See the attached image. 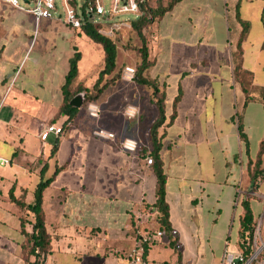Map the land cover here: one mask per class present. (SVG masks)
<instances>
[{
	"label": "crops",
	"instance_id": "obj_1",
	"mask_svg": "<svg viewBox=\"0 0 264 264\" xmlns=\"http://www.w3.org/2000/svg\"><path fill=\"white\" fill-rule=\"evenodd\" d=\"M236 12L249 24L242 68L252 74L253 85L264 87V0H181L145 32L151 62L146 75L164 96L160 159L177 245L170 247L163 235L148 242L143 264L240 260L241 201L250 189L248 161L257 158L264 140V105H244L233 77L232 53L241 30ZM90 42L60 16L41 19L36 26L31 14L0 0V103L5 97L0 104V160L8 161L0 164V264L33 260L23 248L26 238L20 228V216L31 223L32 214L21 212L10 193L31 203L42 172L43 180H50L42 195L50 236L44 264H130L128 255L139 239L159 230L152 207L156 177L146 164L148 156L122 147L128 140L149 146L148 139L137 136L136 126L146 120L140 98L133 103L139 115L125 125L122 110L111 114L101 107L112 90L96 100L98 119L89 121L81 114L83 107L71 120L60 111L62 86L76 50L81 58L75 85L92 86L84 81L82 70L88 66H82L80 44L89 47V63L102 68L103 53L92 61V52L100 47L92 49ZM145 93L152 106L151 90ZM46 124L62 126L63 133L41 141ZM97 126L114 137H96ZM248 194L259 241H264V177ZM29 223L26 232L31 231Z\"/></svg>",
	"mask_w": 264,
	"mask_h": 264
},
{
	"label": "trees",
	"instance_id": "obj_2",
	"mask_svg": "<svg viewBox=\"0 0 264 264\" xmlns=\"http://www.w3.org/2000/svg\"><path fill=\"white\" fill-rule=\"evenodd\" d=\"M91 0H82L78 6L79 16L82 18L80 32H82L92 43L98 45L103 53V66L97 74V78L91 87L87 88L82 85H75L78 77V62L81 58L80 52L76 49L75 53L69 60V69L62 86L63 105L60 111L69 116L70 120L78 109L69 105L70 99L81 91H85V100H95L103 92V90L112 82L120 78L119 74L114 73L116 67L117 48L112 38L102 35L99 30L102 27L100 24L92 22V19L85 13L84 9ZM152 1V0H150ZM181 0H165L164 2L149 3V0H135L138 7V14L134 16L129 24L131 29L136 33L140 47L137 49L139 55V63L134 70L133 81L151 90L152 100L156 94H159V88L155 80H151L146 75L151 62L148 59V39L145 31L149 26L160 19L166 12L170 11ZM77 4V0L74 1ZM236 19L238 20L241 30L238 39L234 46L232 53L233 63V77L235 83L240 88L244 95V105L250 101H259L264 105V87H258L252 83V74L242 68V42L245 40L249 30V24L240 19L238 12H236ZM264 50V40L261 45ZM109 77V78H108ZM159 100H154L157 116L148 129L149 146L144 151L149 158H151V168L156 177V201L152 207L157 210V222L159 230L163 236L169 238L170 247L176 249L177 234L171 228L169 223L168 205L165 200V186L166 175L163 171L162 161L160 159V150L162 148L163 134L159 133V128L162 127L165 120L164 111V96L160 92ZM238 132L240 139L244 141L246 150L248 148L247 139L242 130V124L238 123ZM264 152V140L260 143V150L257 158L248 161V171L250 173V189L248 193L254 192L257 184L264 177V161L262 154ZM43 173V172H42ZM40 175V182L36 185L33 191V201L31 203L21 202L13 197L10 193V200L18 207L21 212H29L32 214L33 220L29 223L23 216H20V228L22 235L26 238V244L23 247L28 256L32 257V262L27 264H44L47 253L50 248V236L45 228L44 214L42 211V195L44 189L49 185L50 180H43V174ZM244 196L241 201L242 214L239 218L238 241L237 248L240 253V260L236 264H245L254 253V235L256 229V222L254 221L252 210L250 208L249 194ZM30 224L31 231L26 232L25 224ZM151 233V232H147ZM140 247L142 249V261L146 254L148 242L139 239ZM261 257L252 260L250 264H258ZM264 264V263H263Z\"/></svg>",
	"mask_w": 264,
	"mask_h": 264
},
{
	"label": "rangeland",
	"instance_id": "obj_3",
	"mask_svg": "<svg viewBox=\"0 0 264 264\" xmlns=\"http://www.w3.org/2000/svg\"><path fill=\"white\" fill-rule=\"evenodd\" d=\"M109 1L110 0H104V4L105 7L108 9V5H109ZM154 2H161V1H165V0H152ZM152 1L149 0V3H153ZM19 3H21L20 0H18ZM82 3V0H77V5L79 6ZM55 4H56V14L60 17H64L63 14V10H62V6H61V1L60 0H55ZM134 16L129 15L128 16V21L130 22V20L133 18ZM146 32V31H145ZM113 42L116 45L117 48V57H116V67L114 70V73L119 74L120 78L115 80L114 82H112L111 84H109L104 90L103 92L106 90L107 91H111V93L108 96V98L110 99L105 105L102 104L101 107H103V110H109L111 112V114L115 113V112H120L122 110L123 113V121L122 123L124 124L125 121H129V122H134L135 118L137 117V115H139L140 113V109L138 107H134L133 103L135 102V100L137 99V97L140 98V107L143 108L144 110V118H146L144 123H138V125L136 126V128L138 129V133L137 136L140 137L143 141H146L148 139V143L149 144V137H148V129L147 128V124L148 122H150L153 117V121L156 119L157 116V112H156V107L154 104V100H159V98L161 97V94L159 92V94H156L155 97L153 98V104L151 106V104L149 103V101L147 100V95L145 93L146 90H150L147 89L144 86H140L138 84H136L132 79H128L127 75H126V68H132L133 70L136 69L138 63H139V55H138V51L137 49L140 47V42L139 39L136 35V33L131 29V27H124L120 30H118L115 35L112 37ZM91 43V47L92 49L95 47L96 44ZM97 47V45H96ZM99 47V46H98ZM98 50H94L92 52V61H95V57H97L99 55V53L102 52V50H100V48H97ZM80 50L85 54V64L82 66L86 67L88 66L86 72H84L82 70V74L85 77V84H87L88 86H90L92 83V81L97 78V70H99L101 67L100 65L95 66V63H89V58H90V52H89V47L86 44H80ZM97 51V52H96ZM89 53V55L87 56V54ZM88 59V60H87ZM102 66H103V62H102ZM147 74V72H146ZM95 76V79H93ZM109 78V77H108ZM93 81V82H94ZM145 90V91H144ZM81 92H85V91H81ZM102 92V93H103ZM102 93L99 95V97H101L102 99ZM98 97V98H99ZM149 97H151V94L149 95ZM85 98H86V93H85ZM84 98V102L82 105V111L81 114L82 115H86V117L88 118V120H92V119H98L99 115H100V109L98 107V104L100 102L95 100H85ZM152 98V97H151ZM5 99V97H4ZM4 99H1V103L4 102ZM0 103V104H1ZM88 107L92 108L93 112H88L87 109H89ZM88 113H94V115H90ZM81 115V116H82ZM86 118V119H87ZM85 119V118H84ZM118 120V119H117ZM119 121V120H118ZM125 125V124H124ZM98 128L94 129L93 134L99 132V131H103V132H109L106 131L102 128H100L99 126H97ZM161 132V128H159V133ZM111 133V132H109ZM113 134V133H112ZM114 135V134H113ZM129 141V140H128ZM125 142V141H123ZM122 142V143H123ZM130 142H132L135 147L134 150L132 152H144L146 150V143L143 145L139 144L136 141L130 140ZM145 145V146H144ZM259 227L258 225H256V229H255V245H253L254 250H256L258 247H260L261 244L264 245V241H259ZM258 258L261 257V259H259L260 261H264V247L262 249V251L260 252V254L257 256Z\"/></svg>",
	"mask_w": 264,
	"mask_h": 264
},
{
	"label": "built area",
	"instance_id": "obj_4",
	"mask_svg": "<svg viewBox=\"0 0 264 264\" xmlns=\"http://www.w3.org/2000/svg\"><path fill=\"white\" fill-rule=\"evenodd\" d=\"M10 4L17 10L29 13L34 18V23L37 26L41 19H55L58 18L56 14V4L55 0H2ZM63 10V20L66 25L72 29H80L82 24V18L78 13V5L74 3L75 0H60ZM85 13L92 19L93 23L100 24L102 27L99 32L109 38H112L115 33L124 28L129 27L128 16H136L138 14V7L135 0H110L108 9L105 7L104 0H91L88 2L84 9ZM127 78L130 80L134 76V70L132 68H126ZM93 112V110H90ZM94 115V113H90ZM63 133L62 126H56L54 124H46L43 126L39 133V139L45 141L50 135L55 137L60 136ZM96 137L103 139H112L114 135L109 132L99 131L94 134ZM122 147L125 150L132 152L135 145L130 141H125L122 143ZM8 163L7 160L1 159L0 164L4 165ZM146 164H151V158H146ZM145 238L143 241H153L161 238L162 233L160 231L145 233ZM256 237L254 235V245ZM264 245L261 244L258 247L252 257L245 263L250 264V262L257 258V256L262 251ZM241 259V258H240ZM128 260L130 264H143L142 261V249L140 247V242L128 255ZM264 261L259 262L263 264Z\"/></svg>",
	"mask_w": 264,
	"mask_h": 264
},
{
	"label": "water",
	"instance_id": "obj_5",
	"mask_svg": "<svg viewBox=\"0 0 264 264\" xmlns=\"http://www.w3.org/2000/svg\"><path fill=\"white\" fill-rule=\"evenodd\" d=\"M84 98H85V92H79L70 99L69 105L73 108L80 109L83 105Z\"/></svg>",
	"mask_w": 264,
	"mask_h": 264
}]
</instances>
